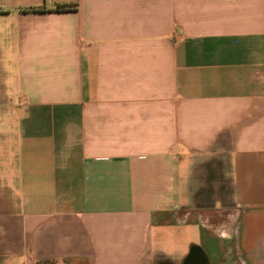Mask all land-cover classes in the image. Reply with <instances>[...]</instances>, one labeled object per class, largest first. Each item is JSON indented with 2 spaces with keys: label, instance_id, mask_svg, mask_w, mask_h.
Listing matches in <instances>:
<instances>
[{
  "label": "crops",
  "instance_id": "1",
  "mask_svg": "<svg viewBox=\"0 0 264 264\" xmlns=\"http://www.w3.org/2000/svg\"><path fill=\"white\" fill-rule=\"evenodd\" d=\"M195 245L264 264V0H0V264Z\"/></svg>",
  "mask_w": 264,
  "mask_h": 264
},
{
  "label": "water",
  "instance_id": "2",
  "mask_svg": "<svg viewBox=\"0 0 264 264\" xmlns=\"http://www.w3.org/2000/svg\"><path fill=\"white\" fill-rule=\"evenodd\" d=\"M193 259H195V260L197 259V261H198V259H200V260L205 262L204 264L207 263L206 262L207 256H206L205 251L197 245L192 247L191 252H190L188 258L186 259L185 264H197V263L193 262Z\"/></svg>",
  "mask_w": 264,
  "mask_h": 264
},
{
  "label": "rangeland",
  "instance_id": "3",
  "mask_svg": "<svg viewBox=\"0 0 264 264\" xmlns=\"http://www.w3.org/2000/svg\"><path fill=\"white\" fill-rule=\"evenodd\" d=\"M238 263H239V262H238ZM238 263H237V264H238ZM47 264H53V263H47Z\"/></svg>",
  "mask_w": 264,
  "mask_h": 264
},
{
  "label": "trees",
  "instance_id": "4",
  "mask_svg": "<svg viewBox=\"0 0 264 264\" xmlns=\"http://www.w3.org/2000/svg\"><path fill=\"white\" fill-rule=\"evenodd\" d=\"M64 6H60V8H63Z\"/></svg>",
  "mask_w": 264,
  "mask_h": 264
},
{
  "label": "flooded vegetation",
  "instance_id": "5",
  "mask_svg": "<svg viewBox=\"0 0 264 264\" xmlns=\"http://www.w3.org/2000/svg\"><path fill=\"white\" fill-rule=\"evenodd\" d=\"M207 264V263H206Z\"/></svg>",
  "mask_w": 264,
  "mask_h": 264
}]
</instances>
